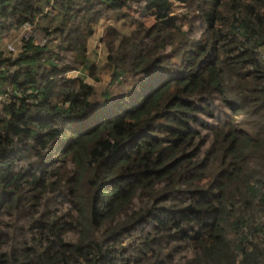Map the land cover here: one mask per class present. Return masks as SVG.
<instances>
[{
	"label": "trees",
	"instance_id": "trees-1",
	"mask_svg": "<svg viewBox=\"0 0 264 264\" xmlns=\"http://www.w3.org/2000/svg\"><path fill=\"white\" fill-rule=\"evenodd\" d=\"M0 264H264V0H0Z\"/></svg>",
	"mask_w": 264,
	"mask_h": 264
},
{
	"label": "rangeland",
	"instance_id": "rangeland-1",
	"mask_svg": "<svg viewBox=\"0 0 264 264\" xmlns=\"http://www.w3.org/2000/svg\"><path fill=\"white\" fill-rule=\"evenodd\" d=\"M41 21H44V19H42ZM103 21H100L97 25V30L95 31V33L89 38V41H88V56H89V59L91 61H95L96 63H100L103 61V59L105 58V55H106V49L104 47V44L103 42L101 41V36L103 35V28H104V25L106 23L110 24V25H114L115 27H120L121 26V21H112V20H108L104 23H102ZM26 27H21L19 29H16V30H13L7 39H4L3 40V44H10L11 46H14L16 49L19 47V40L22 38V37H27L30 36V35H33L35 36V42L38 43V44H42L44 42V38L38 33H33L32 32V29L30 26L26 25ZM43 39V40H42ZM58 40V38H57ZM70 74H73V75H77L78 72H72ZM69 74V75H70ZM90 80V79H89ZM111 80V77L109 75H106L102 81L100 83H97L96 84V90H97V93L100 94V92L102 91V89L104 88V86ZM127 85H121L119 86L120 88H125ZM101 101L103 102V99L101 98ZM245 118V116L243 114H238L237 115V121H239L240 123L243 122V119Z\"/></svg>",
	"mask_w": 264,
	"mask_h": 264
},
{
	"label": "clouds",
	"instance_id": "clouds-1",
	"mask_svg": "<svg viewBox=\"0 0 264 264\" xmlns=\"http://www.w3.org/2000/svg\"><path fill=\"white\" fill-rule=\"evenodd\" d=\"M24 27H26L27 28V26L25 25ZM23 38V37H22ZM21 38V39H22ZM21 39L19 40V43L21 42ZM19 46H20V44H19ZM6 47L10 50V51H12V52H15L16 51V48L14 47V46H11L10 44H6Z\"/></svg>",
	"mask_w": 264,
	"mask_h": 264
}]
</instances>
